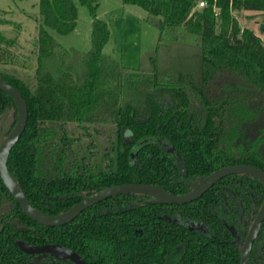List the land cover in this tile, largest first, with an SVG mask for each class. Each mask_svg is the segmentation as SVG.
<instances>
[{"label":"trees","instance_id":"1","mask_svg":"<svg viewBox=\"0 0 264 264\" xmlns=\"http://www.w3.org/2000/svg\"><path fill=\"white\" fill-rule=\"evenodd\" d=\"M199 1L123 0L144 9L159 31L156 49L131 69L105 54L111 35L96 0H40L35 79L0 71L28 105V124L8 167L34 207L47 214L69 208L65 197L81 189L86 165L89 186L145 183L176 195L191 190L187 179L196 182L227 166L264 171V43L236 17L243 11L264 16V0H206L208 6L197 9ZM78 3L93 19L92 48L85 53L62 49L49 32L72 33ZM5 14L0 24H12ZM14 25L15 38L0 30V63L5 47L17 44L21 26ZM6 109L17 118L15 101L0 91V116ZM70 126L80 137L73 138ZM103 131L109 133L105 146L99 143ZM72 162L73 175L67 173ZM6 192L0 177V206ZM152 199L114 198L122 203L118 214L87 210L58 229L57 241L88 264H241L264 186L253 176L231 175L188 204ZM18 213L26 225H36ZM14 232L10 227L0 238V264H23ZM263 238L264 224L255 245ZM255 248L250 264H264Z\"/></svg>","mask_w":264,"mask_h":264},{"label":"rangeland","instance_id":"2","mask_svg":"<svg viewBox=\"0 0 264 264\" xmlns=\"http://www.w3.org/2000/svg\"><path fill=\"white\" fill-rule=\"evenodd\" d=\"M99 4L98 18L108 24L110 40L104 52L125 67L137 69L142 56L154 51L159 41V31L147 22L148 13L141 7L125 5L123 0H96ZM79 17L76 29L68 35H60L55 30L50 34L61 44L62 49L77 50L81 53L92 48L93 19L88 7L78 3ZM12 24H0V30L8 37L15 38V25L21 31L15 46H7L4 59L0 63V71L18 73L33 81L37 69L35 57V41L38 37L40 22L35 17L40 14V0H0V14ZM241 29L249 28L264 43V16L252 11L237 13ZM171 40L172 35L166 37ZM106 134V136H108Z\"/></svg>","mask_w":264,"mask_h":264},{"label":"water","instance_id":"3","mask_svg":"<svg viewBox=\"0 0 264 264\" xmlns=\"http://www.w3.org/2000/svg\"><path fill=\"white\" fill-rule=\"evenodd\" d=\"M262 31H264V24L261 25ZM0 91L6 93L14 101L18 109L17 122L11 131V133L6 137V133L14 119L6 126L5 131H1L2 126L0 125V177L3 184L14 197V199L21 206L22 211L33 221L45 225V226H63L74 219H76L83 211L89 207L104 201L108 198L123 195V194H134V195H146L154 198L155 204H188L194 202L201 198L205 193H207L212 187H214L223 178L231 175H249L257 178L264 186V171L256 166L248 164H237L232 166H227L216 170L212 174L201 178L198 182L190 183L191 190L188 193L176 195L174 193L168 192L163 188L154 186L151 184H122L113 187H106L102 191L95 193L90 197H83V201L72 207L70 210L59 214V215H48L42 211L34 208L26 194L24 193L22 187L20 186L18 180L14 178L8 167V160L12 149L16 146L21 136L23 135L29 118V110L27 102L22 95V93L13 85H11L6 79L0 75ZM7 114L5 115L6 118ZM264 223V202L261 206L252 226L248 232V235L242 244L241 250V264H250V256L252 253L253 245L258 238L262 225ZM15 227L20 230H24L21 227L20 222H16ZM23 251L27 253H36L45 250H53L59 247L52 246L46 248H37L27 246L23 242L18 243ZM58 250L64 252L66 255L72 256V258L78 264H86L79 256L74 254L72 251H68L62 248ZM54 251V250H53Z\"/></svg>","mask_w":264,"mask_h":264},{"label":"flooded vegetation","instance_id":"4","mask_svg":"<svg viewBox=\"0 0 264 264\" xmlns=\"http://www.w3.org/2000/svg\"><path fill=\"white\" fill-rule=\"evenodd\" d=\"M6 114H7V116L5 118ZM17 117H18V114H17ZM12 119H14V123H12V125L8 129V131L5 135L6 137L13 130V128L17 122V118H15L13 113L10 112L8 109H6L3 113V115L0 116V125H3L2 129H1L2 132L6 130V126L11 122ZM73 130H74V128L72 126H70L68 132L73 136V138L80 137V136H75ZM105 140H106V136H105V132L103 131L102 134H99V143H102L105 146ZM171 151L173 152L174 149H171ZM57 155H58L57 152L52 153L53 157H55ZM178 161H179V163L181 162L180 157L178 158ZM84 163L87 164V161L85 160ZM74 165H75L74 162L67 165V168H68L67 173H69L71 175L74 174V171H75ZM179 165L182 167V163H180ZM104 168H105V170L108 169V164L105 163ZM90 170H89V167L86 165L85 169L80 171V173L84 175L83 185H82L81 189L78 191V193H72V194L69 193L68 196L65 197L66 200H70L69 204H71V206H69V208H67L65 211H63L59 214H62L64 212L70 210L72 207H74L75 205L82 202L83 197H90V196L94 195L95 193L102 191L106 187H113V186H102L101 185L102 183L99 181L98 182H92V183H90V186H89V183L87 180H88V175L90 174ZM100 171H102V170H100ZM104 171H102V172H104ZM56 173H58V170L55 171V174ZM183 174H184L183 178H185L187 175V172L183 171ZM56 175L58 176V174H56ZM187 180L189 182L188 183L189 186H190V183H194V182H190V179H187ZM196 182H198V181H196ZM68 184H71L70 180H69ZM123 195H130V194H123ZM57 196H60V195H57ZM120 196H122V195H117V196L108 198L104 201H101V202L89 207L85 211L90 210L92 208H98V209H96V211L98 210L101 213H109V214H115L116 213V214H118L120 211L119 210L117 211V209L121 208L122 203L121 202L117 203L116 201L113 202L112 199L120 197ZM61 198H63V197H61ZM52 199H55V197H52ZM152 202L154 203V198L152 199ZM18 206H19V209H18ZM34 208H36V207H34ZM18 210H21V212L23 213L21 206L18 204V202L14 199V197L11 195V193L7 189V192L3 195V199L1 202V206H0V238L2 236H4V234L6 233L8 228L11 227L12 229H14L15 232H14L13 236L16 235L14 238L16 246L21 251V253L24 255L23 264H78L72 258V256L66 255L64 252L58 250L59 248H62V249L68 250V251H72L74 254L79 256L86 264H88L87 260L83 257V255L81 253H79L76 249H74V247H71L67 244H64V243L57 241L58 229L63 228L65 226L71 224L74 220H76L85 211H83L76 219H74L72 222H70L66 225L50 227V226H45V225L39 224L35 221L34 222L36 223V225H26L24 223V221L22 220L21 215H19ZM43 213H45V212H43ZM45 214H47V213H45ZM59 214H48V215H59ZM24 215L27 216L26 214H24ZM16 222H20L21 227L24 228V230L17 229L14 225ZM203 227H204V225H200V223H192V226L190 228H192V229L198 228L201 231L205 232ZM262 228H263V225H262ZM261 232H262V229H261ZM261 232H260V234H261ZM260 234H259V236H260ZM247 235H248V233H247ZM247 235H246V237H247ZM259 236H258V238H259ZM246 237H245V239H246ZM258 238L256 239V241L258 240ZM245 239H244V241H245ZM244 241H243V243H244ZM256 241L254 242L252 252L256 246L255 245ZM19 242H23L27 246H30V247H37V248L51 247L52 248V246H55V247H59V248L53 249L54 251L49 249V250L40 251V252H36V253H27V252L23 251L22 248L19 246V244H18ZM255 250L259 251L260 252L259 256L260 257L263 256V258H264V238L260 243L257 244ZM251 255H252V253H251ZM262 262H264V259L260 263H262Z\"/></svg>","mask_w":264,"mask_h":264},{"label":"built area","instance_id":"5","mask_svg":"<svg viewBox=\"0 0 264 264\" xmlns=\"http://www.w3.org/2000/svg\"><path fill=\"white\" fill-rule=\"evenodd\" d=\"M207 6H208V1H206V0H200L198 2L197 9H203V8H205ZM215 11H216V16H218L219 10L217 9V6H215Z\"/></svg>","mask_w":264,"mask_h":264}]
</instances>
